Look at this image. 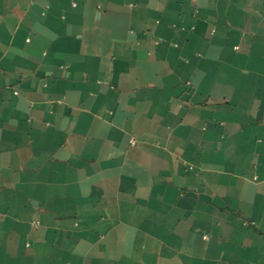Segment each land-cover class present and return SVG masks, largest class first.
I'll use <instances>...</instances> for the list:
<instances>
[{"label": "crops", "instance_id": "0c3cea01", "mask_svg": "<svg viewBox=\"0 0 264 264\" xmlns=\"http://www.w3.org/2000/svg\"><path fill=\"white\" fill-rule=\"evenodd\" d=\"M0 264H264V0H0Z\"/></svg>", "mask_w": 264, "mask_h": 264}, {"label": "built area", "instance_id": "2783aa9c", "mask_svg": "<svg viewBox=\"0 0 264 264\" xmlns=\"http://www.w3.org/2000/svg\"><path fill=\"white\" fill-rule=\"evenodd\" d=\"M131 144H134V140L131 141Z\"/></svg>", "mask_w": 264, "mask_h": 264}]
</instances>
